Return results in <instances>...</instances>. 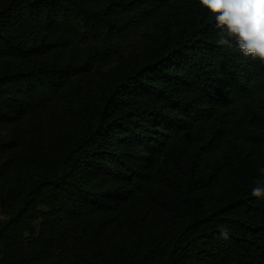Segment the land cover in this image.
<instances>
[{
  "label": "trees",
  "instance_id": "obj_1",
  "mask_svg": "<svg viewBox=\"0 0 264 264\" xmlns=\"http://www.w3.org/2000/svg\"><path fill=\"white\" fill-rule=\"evenodd\" d=\"M217 32L197 0H0V264H264V64Z\"/></svg>",
  "mask_w": 264,
  "mask_h": 264
},
{
  "label": "clouds",
  "instance_id": "obj_2",
  "mask_svg": "<svg viewBox=\"0 0 264 264\" xmlns=\"http://www.w3.org/2000/svg\"><path fill=\"white\" fill-rule=\"evenodd\" d=\"M200 7L214 18L218 46L232 47L233 41L244 57L264 64V2L260 0H197ZM264 174V167L259 169ZM251 195L264 197V180L257 179ZM221 238L229 230L221 228Z\"/></svg>",
  "mask_w": 264,
  "mask_h": 264
},
{
  "label": "rangeland",
  "instance_id": "obj_3",
  "mask_svg": "<svg viewBox=\"0 0 264 264\" xmlns=\"http://www.w3.org/2000/svg\"><path fill=\"white\" fill-rule=\"evenodd\" d=\"M141 39V36L139 35H132L131 37L126 38L123 41V44L126 48H131L132 46L136 45V43ZM3 219V216L0 213V220Z\"/></svg>",
  "mask_w": 264,
  "mask_h": 264
},
{
  "label": "snow or ice",
  "instance_id": "obj_4",
  "mask_svg": "<svg viewBox=\"0 0 264 264\" xmlns=\"http://www.w3.org/2000/svg\"><path fill=\"white\" fill-rule=\"evenodd\" d=\"M260 2H264V0H260Z\"/></svg>",
  "mask_w": 264,
  "mask_h": 264
}]
</instances>
